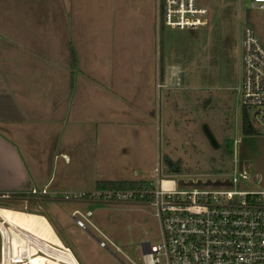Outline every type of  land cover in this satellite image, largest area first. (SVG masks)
I'll return each instance as SVG.
<instances>
[{"label": "rangeland", "instance_id": "rangeland-1", "mask_svg": "<svg viewBox=\"0 0 264 264\" xmlns=\"http://www.w3.org/2000/svg\"><path fill=\"white\" fill-rule=\"evenodd\" d=\"M32 2L52 10L55 61H68L71 73L65 67L51 86L55 110H48L51 95L38 94L36 113L17 135L22 162L39 178L38 190L48 183L46 194L2 199L0 207L45 217L78 264H128L100 248L98 233L87 223L82 229L72 212H91L93 226L139 263L142 245L160 241L154 208L139 201H66L63 194L90 193L100 181L151 187L156 179L180 190H214L234 159L252 169L243 189L264 190V130L241 133L238 89L242 26L264 44V9L258 4L203 0L211 10L210 25L180 31L158 28L157 17L152 28L157 0ZM79 58L101 64L95 100L75 79ZM90 87L94 80L86 81ZM46 89L39 81V90Z\"/></svg>", "mask_w": 264, "mask_h": 264}, {"label": "built area", "instance_id": "built-area-1", "mask_svg": "<svg viewBox=\"0 0 264 264\" xmlns=\"http://www.w3.org/2000/svg\"><path fill=\"white\" fill-rule=\"evenodd\" d=\"M253 1L264 9V0ZM211 20V10L203 0H157L158 28L164 25L174 30H194L208 27ZM240 62L241 108L247 110L255 129L264 130V44L252 28L244 25L240 34ZM250 173L249 163L234 159L230 173L214 190H180L173 182H166L171 185L165 187V183L156 179L148 190L65 193L62 199L150 204L158 220L160 241L142 247L139 263L129 259L93 226L89 221L91 212L85 215L77 210L72 212L82 229L87 223L98 233L100 248L114 256L122 255L128 264H264V190L243 189L241 183L248 180ZM39 194L46 191L29 193L31 197ZM10 198L20 199L0 195V200ZM12 233L0 218V264H30L33 254L46 256L27 238L17 235L20 242L15 244ZM143 249L148 252L143 253Z\"/></svg>", "mask_w": 264, "mask_h": 264}, {"label": "crops", "instance_id": "crops-1", "mask_svg": "<svg viewBox=\"0 0 264 264\" xmlns=\"http://www.w3.org/2000/svg\"><path fill=\"white\" fill-rule=\"evenodd\" d=\"M51 11L48 6L38 9L32 0H0V195L28 199L32 190L40 191L34 186L40 183L39 178L29 172L15 146L17 135L21 133L19 128L27 127L39 106L34 97L41 93L51 95L52 104L48 105V110L53 112L56 91L51 86L61 80L65 67L66 72L71 73L68 61H61L63 66L55 61ZM156 17L157 10L153 18L151 16L152 28ZM100 69L97 58L94 62L85 58L77 61L75 79L79 80L80 91L84 95L91 93L92 100L99 93ZM89 79L94 80V88L87 90ZM39 81L46 83V90H39ZM86 110L82 103L81 111ZM63 156L67 162V157ZM47 184L41 190H46Z\"/></svg>", "mask_w": 264, "mask_h": 264}, {"label": "bare ground", "instance_id": "bare-ground-1", "mask_svg": "<svg viewBox=\"0 0 264 264\" xmlns=\"http://www.w3.org/2000/svg\"><path fill=\"white\" fill-rule=\"evenodd\" d=\"M0 218L4 219L13 232L15 244L20 242L16 237L19 235L30 240L34 248L46 254H33L30 264H78L71 253L67 252L70 250L63 245L45 217L0 208Z\"/></svg>", "mask_w": 264, "mask_h": 264}, {"label": "trees", "instance_id": "trees-1", "mask_svg": "<svg viewBox=\"0 0 264 264\" xmlns=\"http://www.w3.org/2000/svg\"><path fill=\"white\" fill-rule=\"evenodd\" d=\"M240 121H241V133L244 136L256 134V129L251 124L249 120L248 112L245 108H241ZM95 189L113 190V191H141V190H148L150 189V187L148 186L147 183L140 181H106V182L100 181L95 184ZM18 197L23 200L25 199L22 196H18Z\"/></svg>", "mask_w": 264, "mask_h": 264}, {"label": "water", "instance_id": "water-1", "mask_svg": "<svg viewBox=\"0 0 264 264\" xmlns=\"http://www.w3.org/2000/svg\"><path fill=\"white\" fill-rule=\"evenodd\" d=\"M204 128H205V133H206L208 139L210 140L211 144H212L214 147H217V145H216V143H215V141H214L212 135H211L210 132L206 129L207 127H204ZM147 245H148V243H144V244L142 245V247H143V246H146V247H147ZM147 252H148L147 249H143V253H147Z\"/></svg>", "mask_w": 264, "mask_h": 264}, {"label": "flooded vegetation", "instance_id": "flooded-vegetation-1", "mask_svg": "<svg viewBox=\"0 0 264 264\" xmlns=\"http://www.w3.org/2000/svg\"><path fill=\"white\" fill-rule=\"evenodd\" d=\"M242 162H246V163H248L247 161H242ZM250 164V163H249Z\"/></svg>", "mask_w": 264, "mask_h": 264}]
</instances>
